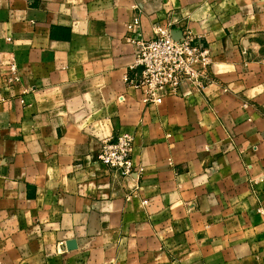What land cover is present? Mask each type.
Instances as JSON below:
<instances>
[{
	"label": "crops",
	"instance_id": "1",
	"mask_svg": "<svg viewBox=\"0 0 264 264\" xmlns=\"http://www.w3.org/2000/svg\"><path fill=\"white\" fill-rule=\"evenodd\" d=\"M136 17L215 82L145 104ZM120 134L142 175L100 163ZM0 264H264V0H0Z\"/></svg>",
	"mask_w": 264,
	"mask_h": 264
},
{
	"label": "built area",
	"instance_id": "2",
	"mask_svg": "<svg viewBox=\"0 0 264 264\" xmlns=\"http://www.w3.org/2000/svg\"><path fill=\"white\" fill-rule=\"evenodd\" d=\"M127 40L137 47L134 79L127 83L142 92L145 104H162L166 97L183 96V88L190 86L203 92L215 82L211 49L203 37L194 35L188 28L180 29L181 36L175 38L172 24H159L154 37L146 40L142 36V23L136 17L127 25ZM12 82H18V68L11 66ZM134 138L120 134L116 138L102 141L97 153L100 163L120 178L140 176L144 168L133 161Z\"/></svg>",
	"mask_w": 264,
	"mask_h": 264
},
{
	"label": "water",
	"instance_id": "3",
	"mask_svg": "<svg viewBox=\"0 0 264 264\" xmlns=\"http://www.w3.org/2000/svg\"><path fill=\"white\" fill-rule=\"evenodd\" d=\"M174 36H175V38H179L181 36V32L180 31L178 33L177 32H174ZM70 246L75 248V243L69 244V247Z\"/></svg>",
	"mask_w": 264,
	"mask_h": 264
}]
</instances>
